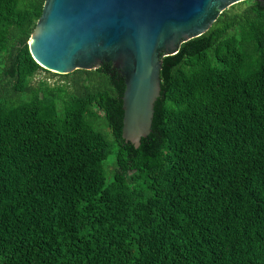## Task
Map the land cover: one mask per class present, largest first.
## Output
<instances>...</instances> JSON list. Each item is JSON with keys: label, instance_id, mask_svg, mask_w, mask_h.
<instances>
[{"label": "trees", "instance_id": "1", "mask_svg": "<svg viewBox=\"0 0 264 264\" xmlns=\"http://www.w3.org/2000/svg\"><path fill=\"white\" fill-rule=\"evenodd\" d=\"M44 3L0 0V264H264V1L163 57L138 148L112 62L33 58Z\"/></svg>", "mask_w": 264, "mask_h": 264}, {"label": "water", "instance_id": "2", "mask_svg": "<svg viewBox=\"0 0 264 264\" xmlns=\"http://www.w3.org/2000/svg\"><path fill=\"white\" fill-rule=\"evenodd\" d=\"M242 1L45 0L29 49L58 74L112 62L126 83L122 136L138 148L152 131L163 57Z\"/></svg>", "mask_w": 264, "mask_h": 264}, {"label": "rangeland", "instance_id": "3", "mask_svg": "<svg viewBox=\"0 0 264 264\" xmlns=\"http://www.w3.org/2000/svg\"><path fill=\"white\" fill-rule=\"evenodd\" d=\"M47 79L50 83H54L59 79V76L52 77V74L46 71H41L34 77V82H38L40 79Z\"/></svg>", "mask_w": 264, "mask_h": 264}, {"label": "flooded vegetation", "instance_id": "4", "mask_svg": "<svg viewBox=\"0 0 264 264\" xmlns=\"http://www.w3.org/2000/svg\"><path fill=\"white\" fill-rule=\"evenodd\" d=\"M264 1V0H263Z\"/></svg>", "mask_w": 264, "mask_h": 264}]
</instances>
